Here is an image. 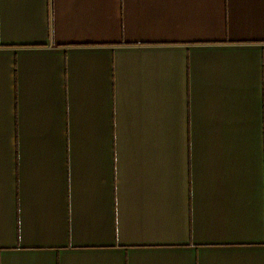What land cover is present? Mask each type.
Returning a JSON list of instances; mask_svg holds the SVG:
<instances>
[{"label":"crops","instance_id":"0c3cea01","mask_svg":"<svg viewBox=\"0 0 264 264\" xmlns=\"http://www.w3.org/2000/svg\"><path fill=\"white\" fill-rule=\"evenodd\" d=\"M0 264H264V0H0Z\"/></svg>","mask_w":264,"mask_h":264}]
</instances>
